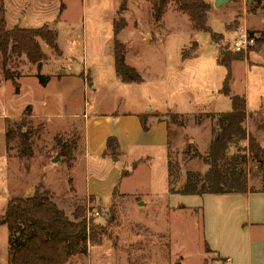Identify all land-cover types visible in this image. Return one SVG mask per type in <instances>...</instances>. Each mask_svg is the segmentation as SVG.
<instances>
[{"label":"rangeland","instance_id":"obj_1","mask_svg":"<svg viewBox=\"0 0 264 264\" xmlns=\"http://www.w3.org/2000/svg\"><path fill=\"white\" fill-rule=\"evenodd\" d=\"M119 1L121 0H89L91 4H98L99 8L96 12H83L79 7L80 0H3L4 18L8 29L18 24L20 28L24 26L35 29L52 22L54 27H49L57 30L58 45L64 52L58 59L62 63L61 68L76 73L83 69L85 72L90 70L95 79L103 77L107 82V68L111 67V61L106 55L110 56L111 53L105 55V50L109 43H102L101 37L96 38L91 31H88L86 40L82 41L80 29L76 27L71 31L69 27H73L74 23L79 24L83 14L88 21H96L103 11L104 14L115 13L119 8ZM203 1L210 5L207 25L215 33V39L206 32L196 33L191 28L188 14L178 10L174 2L168 3L157 22L153 19V4L149 0H128V12L118 11L115 16L116 20H124L125 24L126 20L129 22V27L125 26L124 33L119 38L117 36V39L126 46L129 56L135 59L131 61L140 71L137 72L143 83H138V88L148 102L147 107L167 111L164 117L169 124V133L166 155L162 144L129 152L123 170L127 173L124 176L120 173L121 181L107 207L102 208L97 200L75 196L69 179L70 163L76 155L73 153L74 149L82 141L81 120H76L78 125L70 126V120L65 119L63 122L68 124L45 128L28 118L31 108L28 106L29 109L25 110L26 105L19 116L4 119H8L10 123H19L22 131L29 134L26 141L18 138L10 141L7 149L5 147V154L8 158L30 160L29 169L32 166L30 172L31 177H34L32 180L35 181V187L41 184L44 189V173L49 166L52 168L51 172H55L54 181L61 182L60 185L65 183L66 186L64 184L54 192H47L69 219L72 220V213L77 206L85 209V217L98 212V216L89 218L97 242L87 244L86 250L72 255L67 264H207L215 258V255L207 253L205 249L202 208L195 210L176 207L181 202H188L179 194L171 195L170 189H180L188 172L203 175L208 170L201 158L205 153L200 154L195 149L187 128L195 127L194 122L199 120L197 125L212 135V130L215 131L217 125L215 120L207 117L206 112L230 111V99L219 92L227 70L218 64L222 57L218 49L220 46L227 55L237 54L232 51L230 41L239 28L246 29L251 36L260 39V42L256 40L250 50L240 53L243 56L241 59L232 62L229 89L233 95L244 96L247 111L251 113L243 126L264 147V0L260 3L256 0H230L219 7L214 6L215 0ZM106 35L111 36V33ZM145 35L146 38H143ZM37 40L42 46L45 45L41 39ZM50 52L51 49L46 47V53L50 55ZM182 55L186 57L183 61ZM40 63L38 68L37 64L28 63L24 56H13L7 69L14 76L18 74V77L36 69L38 72L41 69L43 72L49 70L47 67L42 68L49 63L46 55ZM179 66L182 68L179 69ZM34 77L38 87L30 83V90L35 96H39L41 85L36 75ZM68 82L71 81H65ZM12 88L14 86L9 82L0 89L5 103L13 104V100L10 101ZM108 92L107 96L101 95L98 98L104 111L117 108L120 111L124 100L130 105L137 102L136 90L128 85H123L122 90L111 86ZM29 94L27 92L16 100L18 106L27 101ZM89 98H92L91 93ZM16 107L13 104L10 110L17 112L14 110ZM10 110L0 101L1 166L6 161L2 156L3 142L5 143L3 117ZM66 111L69 109L66 108ZM174 113L183 115L178 118L184 121L183 127L170 122L169 114ZM246 146V141L230 146L227 154L231 156L239 151L242 155ZM196 152L201 157L195 155ZM117 155L119 154L115 152L113 161H117ZM145 155L150 156L148 162L139 161ZM166 156L167 162L172 166L169 176ZM116 165L121 164L117 162ZM239 166L247 173L249 186L259 188L261 173L255 170L249 157ZM98 170V177L106 173L105 169ZM85 172L86 168L82 163L79 169L76 166L73 170V176L81 180ZM90 172L96 173L94 170ZM10 185L16 184L6 171H0V215L6 207ZM25 188L29 191V185H25ZM140 200L148 202L147 206L142 207L143 203H138ZM189 201L192 205L199 203L198 199ZM8 238V229L0 226V264H8L7 254L4 253L5 248L8 253Z\"/></svg>","mask_w":264,"mask_h":264},{"label":"crops","instance_id":"obj_2","mask_svg":"<svg viewBox=\"0 0 264 264\" xmlns=\"http://www.w3.org/2000/svg\"><path fill=\"white\" fill-rule=\"evenodd\" d=\"M127 4V8L124 11L125 13L128 12V8L130 7L129 3ZM79 7L83 12H96L99 8L98 4H91L89 0H80ZM117 12L118 9L115 13L110 12L108 14H104L103 11L98 15L96 21H88L86 15L83 14L79 24L74 23L73 27H69L71 31L76 29V27L80 29L82 41L86 40L88 31H91L96 38L101 37L102 43L105 42L106 45L109 43L105 50V55L111 53L110 56L106 55V58L111 61V67L107 68L109 69L107 82L103 77L99 80L95 79L91 75L90 70L85 72V69H83L80 73H76L69 72L63 67L61 68L62 63L58 62V59L63 56L64 52L59 48V35L57 33V45L61 51L60 56H56L52 50V52H50L51 54L48 55L46 53L47 46H42L41 42L37 40L49 62L48 65H43L42 68L47 67L49 70L43 72L41 69V71L38 72L36 69L27 75H19V77L15 79L18 90L16 91L15 87L12 88V99L10 101L13 100V104L17 106L14 109L17 112L11 111L10 109H12L13 104H11V102L5 103L0 95L1 103L5 104V107L10 110L9 113H5L3 117V136L5 132L4 119L19 116L25 105L31 108L28 118L33 122L42 124L45 128H49L50 126L53 127L61 123L68 124L63 122L65 119L70 120V126L74 124L78 125L79 123L76 122L77 119L82 121V141L80 142V146L74 149L73 153L76 155L70 163L71 166L68 171L69 179L71 180L75 196L89 200L90 198L97 200L102 208L109 205L113 198V193L117 190L118 183L121 181L120 173L123 172L125 168L129 152L162 144L165 148V155L167 153V128L166 118L164 117L167 111H159L147 107L148 102L142 97L143 94L138 88V83H123L119 81L115 74L112 51V22ZM22 19L23 18L20 20L22 21ZM43 25L57 32L56 29L49 27L53 26L52 22L44 23L41 26ZM128 27L129 22L126 20L125 28ZM22 28L28 29L24 26H22ZM109 33H111V36L106 35ZM123 33L124 29L118 33V38L122 36ZM196 33L200 32L196 31ZM143 38H146V35L143 36ZM140 39L143 40L142 38ZM149 42H145V44ZM199 53L197 55H199ZM131 60L135 59L130 57L127 53L125 60L126 64L140 72ZM183 60L184 59L181 61ZM53 63H55V65H53ZM178 68L181 69L182 67L179 66ZM38 73L48 77V82L45 86H40L42 90L41 95L35 96V93H31L30 83H32V86L38 87L35 82L37 80L34 77V75ZM67 80L71 82L65 83ZM9 82L12 84L11 81L2 79L0 71V89ZM141 82L143 83V80ZM123 85H128L136 90L138 95L136 104L130 105L124 100L123 107L120 111L118 108L116 110L111 109L112 111H104L98 98L101 97V95L107 96L111 86L117 90H122ZM27 92H30L27 101L18 106L16 100ZM90 93L92 94V98H89ZM245 104L246 113L249 115L251 112L247 111L246 100ZM66 108H68L69 111H66ZM260 109L261 104L259 105V111ZM141 118L147 121V132H143ZM187 131H189L188 133L192 137L195 149L198 153L204 154L211 141L209 131L202 130L200 125L189 127ZM109 137L116 139L117 148L115 152L119 154L117 155V161H113L115 152L113 153L107 149V139ZM2 151L3 155H1L4 159L6 158V161L3 166L0 165V171H6L16 184L13 186L10 185L11 191L8 192L6 202L14 197H30L35 188V181L32 180L34 177H31L32 172H30L32 166L31 169H29L30 160L6 157L4 142ZM149 158L150 156L145 155V158H140L139 161L148 162ZM117 162H120L121 165L117 166ZM82 163L85 165L86 172L81 176V180H79L76 176L74 178L73 170L76 166L79 169ZM165 163L167 168V156ZM134 164L135 163H133V165ZM90 167L91 170H94L96 173L90 172ZM98 168L105 169L104 172L106 173L98 177L97 174L100 175V173H98ZM51 170L52 168L48 166L44 173V190L47 189L46 191L49 190L54 192L57 190L56 188L60 189V186L63 187L65 183L60 185L61 182H55L53 179L55 172L52 173ZM261 177V186L256 188L258 191L253 193L227 195L207 194L202 196L180 195L188 203L181 202L176 207L195 210L202 208L205 245L208 247L207 253L215 255L216 258L212 259V262H208L207 264H264V171H262ZM25 185H29V191L25 188ZM261 187L262 190H259ZM64 191H66V189H64ZM189 199H198L199 203H194L192 205ZM138 203H143L142 207L148 204V202L143 200H140ZM198 204L199 206H197ZM225 227H227L228 231H226ZM5 251H7L6 248L4 249V253L7 254Z\"/></svg>","mask_w":264,"mask_h":264},{"label":"trees","instance_id":"obj_3","mask_svg":"<svg viewBox=\"0 0 264 264\" xmlns=\"http://www.w3.org/2000/svg\"><path fill=\"white\" fill-rule=\"evenodd\" d=\"M153 4L154 17L160 21L169 2H174L178 10L188 14L191 28L197 32L209 33L215 39V33L211 32L207 25L208 12L210 5L203 0H149ZM260 3L262 0H256ZM128 0H121L118 11L124 12L127 8ZM126 26L124 20L114 19L112 22L113 30V60L115 74L119 81L123 83H140L141 77L138 72L126 64V46L117 39ZM37 38L49 47L56 56L61 55L57 45V32L43 25L35 29H26L14 26L7 28L4 18L3 0H0V69L2 79L11 81L15 90L18 86L15 79L18 74H14L7 69L13 56L19 58L24 56L30 64L40 63L44 58ZM260 42V39H257ZM252 48V47H251ZM249 48V50L251 49ZM221 59L218 64L227 70L222 82L220 94L228 97L231 102V109L221 113H207V117L215 120L217 128L212 130L210 145L203 157V163L208 166V170L202 175L197 172H188L185 182L180 189H170L171 194L179 195H227V194H246L258 190L248 184L247 173L239 166L249 157L254 163L255 170L262 173L264 170V147L261 146L255 137L249 134L244 128V122L249 118L246 113L244 96L233 95L229 89L230 66L233 61H238L242 57L240 53L227 55L223 49H218ZM186 57L182 55V59ZM36 78L41 86H45L48 77L36 74ZM27 107L25 110H28ZM170 122L174 125L183 127L184 121L178 120L183 115L169 114ZM192 116V115H191ZM194 124H199L196 120ZM5 132L4 140L7 149L8 143L18 138L26 141L28 132H23L19 123L4 121ZM141 127L144 131L148 130L146 119L141 118ZM167 139L169 124L166 122ZM246 141L245 153L237 152L228 156L227 150L230 146ZM168 144V140H167ZM117 148L116 139H107V149L115 152ZM238 150V149H237ZM29 155V154H28ZM168 176L172 170L170 162H167ZM127 172H122L124 176ZM251 174V169H249ZM262 178V177H261ZM262 190V187L261 189ZM50 194L38 184L30 197L11 198L0 215V226H6L9 232L8 238V264H67L69 258L77 253L86 250L89 243H96L93 232V225L85 217V209L77 206L72 213V220L57 207L49 197ZM89 232V233H87ZM208 252V247L205 246Z\"/></svg>","mask_w":264,"mask_h":264},{"label":"built area","instance_id":"obj_4","mask_svg":"<svg viewBox=\"0 0 264 264\" xmlns=\"http://www.w3.org/2000/svg\"><path fill=\"white\" fill-rule=\"evenodd\" d=\"M256 38L251 36L246 29L239 28L235 31V36L230 41V47L234 52L246 53L249 48L253 47L256 43ZM98 216V212H93L88 214L86 219L89 220L90 217Z\"/></svg>","mask_w":264,"mask_h":264},{"label":"water","instance_id":"obj_5","mask_svg":"<svg viewBox=\"0 0 264 264\" xmlns=\"http://www.w3.org/2000/svg\"><path fill=\"white\" fill-rule=\"evenodd\" d=\"M227 1H230V0H215L214 2V6L215 7H219L223 4H225ZM41 66V63H37V67L39 68ZM54 161H57L56 159H54Z\"/></svg>","mask_w":264,"mask_h":264}]
</instances>
